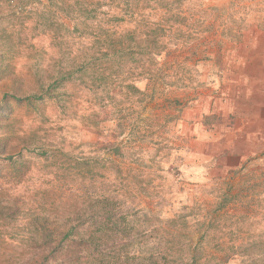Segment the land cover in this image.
<instances>
[{"label": "rangeland", "instance_id": "374dc122", "mask_svg": "<svg viewBox=\"0 0 264 264\" xmlns=\"http://www.w3.org/2000/svg\"><path fill=\"white\" fill-rule=\"evenodd\" d=\"M62 1L0 0V264H264V150L240 162L237 144L264 107V0H183L195 27L150 35L172 43L153 80L75 73ZM106 202L121 222L92 226Z\"/></svg>", "mask_w": 264, "mask_h": 264}, {"label": "trees", "instance_id": "16d2710c", "mask_svg": "<svg viewBox=\"0 0 264 264\" xmlns=\"http://www.w3.org/2000/svg\"><path fill=\"white\" fill-rule=\"evenodd\" d=\"M107 1L104 0V2H98L94 5L90 0L62 1L64 17L68 21H73L74 26L71 29L66 21H62V25L67 32L70 31L76 35L78 51L80 53L77 60H74L72 66L75 73L86 74L89 71L88 69L96 67V65H102L103 63L112 67L117 65L121 68L138 65L133 70L144 67L149 71L147 74L149 76L148 79L153 80L155 76L151 72L153 71V65L156 64L154 62L159 60L158 58L163 52L170 49L172 43L167 39L158 40L157 37L153 38L150 35H163V38H169L170 35H191V32L189 34L186 28L189 25L195 27V22L187 24L188 20L185 15L188 8H186L183 0L180 3L177 0L176 5H174V0H157L158 3L152 1L147 3L141 0H122L124 4L120 3L121 0H109L108 3ZM149 4L153 6H151L152 9L167 14L171 18L166 21H147L145 19V12L151 9ZM209 10L214 11L215 9L209 8ZM199 13H205V11L200 10ZM203 15L204 17H209L210 13ZM207 20L199 19L197 21L196 27H199L198 35L206 31V29L203 30L201 28L204 27ZM96 32L99 35H96ZM100 32L104 33L100 34ZM179 46L182 47L183 45L181 44ZM185 54L181 52L175 57L176 67L183 68V71L187 70V63L189 62V57L185 56ZM196 60L198 62L201 61V59ZM171 62L174 63L173 60ZM165 63L166 66L170 65L169 62ZM160 65H164V63ZM72 77L73 73L71 71H64L62 75L51 79L49 87L57 90L70 82ZM127 79L131 80L129 77ZM139 79L141 78L137 74L132 77V80L137 81ZM46 82L42 78L38 79L39 86L41 87H44ZM60 94L65 95L64 92H60ZM49 95L51 96V92ZM31 98L41 100L44 96L33 95L26 97L27 100ZM15 99L18 101L24 100V98L20 97H15ZM113 152L119 154L120 150L115 148ZM107 204L106 206L100 207L102 211L97 219L91 217L90 222L92 226L114 225L121 222L122 217L120 218L115 212L113 204L109 203L110 206H107ZM221 207H223V215L216 214L212 216L211 221H216L219 216L224 217V215H227L228 210L226 209H229L228 204L221 205ZM215 212L217 213V210ZM72 232L74 231L71 230ZM75 234H82V231L76 230ZM90 244L96 247L95 251L105 252L103 251L104 247H102L101 243L91 241ZM44 263L42 262L40 264ZM148 264L156 263L151 261Z\"/></svg>", "mask_w": 264, "mask_h": 264}, {"label": "crops", "instance_id": "0c3cea01", "mask_svg": "<svg viewBox=\"0 0 264 264\" xmlns=\"http://www.w3.org/2000/svg\"><path fill=\"white\" fill-rule=\"evenodd\" d=\"M257 97L258 103H256V105L259 107L264 106V89L258 90ZM260 97H262L263 100H260ZM261 108L262 111L259 112L256 117L257 121L255 120L251 125H248L246 130H244V127L241 128V135L243 134V138L242 140H239L237 144H242L243 148H241V150L242 152L244 151V153H246L242 154L241 156L239 154L240 162L245 159V156L249 157L252 155V153L264 150V107ZM241 150L239 149V152Z\"/></svg>", "mask_w": 264, "mask_h": 264}]
</instances>
